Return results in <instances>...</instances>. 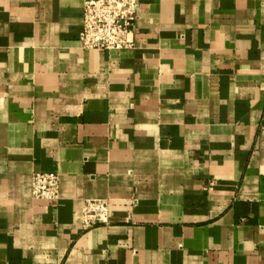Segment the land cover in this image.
<instances>
[{
  "label": "crops",
  "instance_id": "0c3cea01",
  "mask_svg": "<svg viewBox=\"0 0 264 264\" xmlns=\"http://www.w3.org/2000/svg\"><path fill=\"white\" fill-rule=\"evenodd\" d=\"M138 1L106 52L86 0H0V264H264V0Z\"/></svg>",
  "mask_w": 264,
  "mask_h": 264
},
{
  "label": "built area",
  "instance_id": "2783aa9c",
  "mask_svg": "<svg viewBox=\"0 0 264 264\" xmlns=\"http://www.w3.org/2000/svg\"><path fill=\"white\" fill-rule=\"evenodd\" d=\"M138 0H86L81 46L84 50L123 52L135 48ZM33 198L56 203L60 198V177L55 173L33 175ZM111 203L87 200L82 212L83 229L107 226Z\"/></svg>",
  "mask_w": 264,
  "mask_h": 264
}]
</instances>
